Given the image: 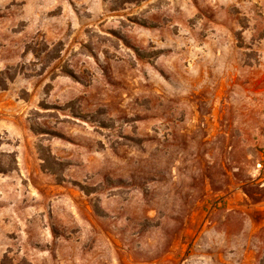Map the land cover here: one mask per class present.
Here are the masks:
<instances>
[{"label":"rangeland","instance_id":"rangeland-1","mask_svg":"<svg viewBox=\"0 0 264 264\" xmlns=\"http://www.w3.org/2000/svg\"><path fill=\"white\" fill-rule=\"evenodd\" d=\"M0 264H264V0H0Z\"/></svg>","mask_w":264,"mask_h":264}]
</instances>
